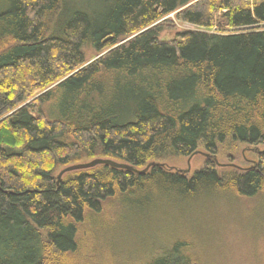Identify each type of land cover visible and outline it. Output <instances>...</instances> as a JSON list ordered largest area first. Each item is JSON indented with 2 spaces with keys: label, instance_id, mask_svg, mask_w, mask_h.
Listing matches in <instances>:
<instances>
[{
  "label": "trees",
  "instance_id": "16d2710c",
  "mask_svg": "<svg viewBox=\"0 0 264 264\" xmlns=\"http://www.w3.org/2000/svg\"><path fill=\"white\" fill-rule=\"evenodd\" d=\"M103 4L0 0V264H198L185 238L126 259L116 233L129 215L213 195L264 204V153L252 150L240 171L208 157L190 176L98 164L57 182L94 158L142 169L199 147L264 149V0ZM172 12L215 31L160 36L153 23ZM85 46L105 52L85 64Z\"/></svg>",
  "mask_w": 264,
  "mask_h": 264
},
{
  "label": "rangeland",
  "instance_id": "374dc122",
  "mask_svg": "<svg viewBox=\"0 0 264 264\" xmlns=\"http://www.w3.org/2000/svg\"><path fill=\"white\" fill-rule=\"evenodd\" d=\"M79 1L97 13L105 12L103 0ZM175 14L172 12L153 23L162 25L160 36L171 38L184 29L215 31V28L180 21ZM125 40H119V43ZM104 52L85 46V64ZM197 150L206 152L203 147ZM215 156L217 162L210 158L218 173L234 168L240 171L257 163V155L248 152L244 146L220 145ZM207 158L196 153L160 162L175 171L176 168L188 169L186 174L190 176L204 166ZM216 197L213 195L193 202L192 206L157 207L152 210L150 218L129 215L116 233L115 248L126 259L141 261L164 247L169 240L185 238L193 244L198 264H264V204L255 199L236 204L229 198Z\"/></svg>",
  "mask_w": 264,
  "mask_h": 264
},
{
  "label": "water",
  "instance_id": "95a60500",
  "mask_svg": "<svg viewBox=\"0 0 264 264\" xmlns=\"http://www.w3.org/2000/svg\"><path fill=\"white\" fill-rule=\"evenodd\" d=\"M247 150H252L253 152L258 153V154L259 153H264V149L260 150L258 147H254V148H251V149L247 148ZM196 153H201V154H203L206 157H212L215 160V162H217L216 158H215L216 157L215 155L209 154L207 152H201L199 150H195L191 155L196 154ZM191 155H189V156H191ZM98 164H108L110 166L117 167V168L129 169V170H132L133 172H136V173H144L152 165H161V166L164 165V163L150 161V162H148L145 165L144 168L137 169L136 167H134V166H132L130 164L123 163V162H117V161H114V160L109 159V158H94V159H91V160L86 161V162L72 164V165H69V166H66V167L62 168L57 174V182L60 180L62 174H64L65 172L72 171V170H77V169L90 168V167H93V166L98 165ZM254 165L255 164H253V166ZM253 166H251V167H253ZM176 171L186 173L188 171V169L182 170V169H177L176 168Z\"/></svg>",
  "mask_w": 264,
  "mask_h": 264
},
{
  "label": "bare ground",
  "instance_id": "6f19581e",
  "mask_svg": "<svg viewBox=\"0 0 264 264\" xmlns=\"http://www.w3.org/2000/svg\"><path fill=\"white\" fill-rule=\"evenodd\" d=\"M156 162V161H155ZM226 165V164H225ZM57 180V179H56Z\"/></svg>",
  "mask_w": 264,
  "mask_h": 264
}]
</instances>
